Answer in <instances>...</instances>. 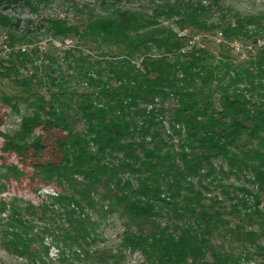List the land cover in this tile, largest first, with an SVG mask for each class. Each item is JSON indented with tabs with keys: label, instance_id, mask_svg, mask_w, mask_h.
<instances>
[{
	"label": "trees",
	"instance_id": "16d2710c",
	"mask_svg": "<svg viewBox=\"0 0 264 264\" xmlns=\"http://www.w3.org/2000/svg\"><path fill=\"white\" fill-rule=\"evenodd\" d=\"M140 1L98 0L103 10L88 14L72 2V19L42 17L48 34L75 45L39 65L37 52L13 49L19 22L0 14L11 48L0 110L20 114L16 130L0 131V190L24 176L55 184L37 205L0 198V245L24 264H52L51 246L60 264H124L126 252L142 264H260L264 47L236 62L189 43L199 32L221 45L251 41L264 15L222 0ZM17 2L40 16L50 0H0ZM112 216L118 243L98 246Z\"/></svg>",
	"mask_w": 264,
	"mask_h": 264
},
{
	"label": "rangeland",
	"instance_id": "374dc122",
	"mask_svg": "<svg viewBox=\"0 0 264 264\" xmlns=\"http://www.w3.org/2000/svg\"><path fill=\"white\" fill-rule=\"evenodd\" d=\"M75 2L79 6H83L84 12L88 14L89 12L99 11L102 7L98 4V0H50V2L41 8L40 16L39 13H32L29 8L20 2L14 4H1L0 3V14L17 20L19 22L20 31L14 33L17 43L14 46V50H21L24 48L23 52H37V58L35 59V64L39 65L40 61H43L46 56H56L60 59L63 58V54L75 45V40L72 37L66 38L64 40L52 37L45 31V23L42 20L44 16L52 17H65L68 19L73 18V11L71 9V3ZM140 0H121V5L127 7H139L141 6ZM223 6L226 9L231 10V12H239L242 15H253L261 16L264 15V0H222ZM205 3V2H204ZM203 3V4H204ZM107 7V6H106ZM104 8V7H103ZM103 10V9H102ZM213 18L216 19L219 16L217 9L211 13ZM32 22L27 25V22ZM187 34L188 31L180 32V34ZM264 37V34L257 36ZM251 41L239 40L242 43H251ZM9 41L8 31L5 28L0 27V59H6L9 52L6 51L7 42ZM197 44L198 46H205L213 51L217 55L221 50H228L234 61L240 62L245 60L250 55L256 52L244 51L241 53H235L232 51L230 46L226 43L221 45V37L218 33H207L199 32L195 33L191 38L189 44ZM22 51V50H21ZM28 70H31L30 66H27ZM28 72H24L28 74ZM5 91H8L9 83L3 81L0 85ZM0 114H3L4 120L0 126V131L4 133H12L17 129L20 122V114L13 113L7 108H2ZM2 138L0 137V145ZM4 164H12L17 162V159L13 156H4ZM19 164V163H18ZM19 166H21L19 164ZM29 171V168H26ZM0 171H4V168H0ZM4 189L0 190V198L9 201L11 198L16 197L23 202H31L34 205L40 204L47 194H53L55 191V184L51 183L49 185H43L37 180L31 181L28 176H24L20 180H14L10 178L9 180H3ZM234 182V178L228 179L227 184ZM210 196L219 195L220 188L212 189ZM98 232L100 234V239L97 242L98 246H104L107 248H115L118 243V237L121 232V224L117 220L116 216L106 218L99 226ZM262 244H264V238L262 239ZM49 260L52 264H60L57 260V250L55 247H50L48 252ZM256 259V257H255ZM26 261L16 255L11 254L6 251L0 245V264H24ZM257 263L264 264V259H256ZM124 264H142V259L138 253H125Z\"/></svg>",
	"mask_w": 264,
	"mask_h": 264
},
{
	"label": "built area",
	"instance_id": "2783aa9c",
	"mask_svg": "<svg viewBox=\"0 0 264 264\" xmlns=\"http://www.w3.org/2000/svg\"><path fill=\"white\" fill-rule=\"evenodd\" d=\"M222 41V40H221ZM227 44L230 46L233 52L235 53H243L244 51L254 52L255 49H259L264 47V37H259L252 41L251 43H242L239 40H233L230 42H227ZM22 51H24V48H21ZM6 51L10 53L11 48L7 42Z\"/></svg>",
	"mask_w": 264,
	"mask_h": 264
}]
</instances>
